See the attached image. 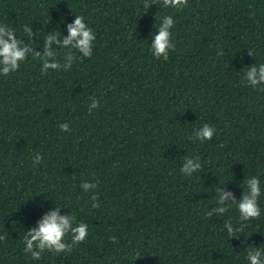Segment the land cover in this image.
<instances>
[{
  "label": "trees",
  "instance_id": "trees-1",
  "mask_svg": "<svg viewBox=\"0 0 264 264\" xmlns=\"http://www.w3.org/2000/svg\"><path fill=\"white\" fill-rule=\"evenodd\" d=\"M149 2L157 5L0 0V24L22 43L31 27L35 51L50 31L66 37L75 15L96 36L92 57L70 71L42 75L29 56L0 74V264H249L246 248L264 246V86L242 81L244 68L264 63V0H189L183 10ZM168 15L176 47L157 60L152 37ZM90 97L100 104L91 114ZM205 123L212 140H189ZM186 157H199L202 171L183 175ZM251 177L260 179L261 216L231 239L224 225L239 226L237 207L206 214L218 206L216 187L239 201ZM84 181L97 187L84 193ZM55 206L86 223L88 237L71 253L33 260L24 235Z\"/></svg>",
  "mask_w": 264,
  "mask_h": 264
},
{
  "label": "clouds",
  "instance_id": "clouds-1",
  "mask_svg": "<svg viewBox=\"0 0 264 264\" xmlns=\"http://www.w3.org/2000/svg\"><path fill=\"white\" fill-rule=\"evenodd\" d=\"M189 0H162L163 7L183 10L188 7ZM156 3H150L145 0L144 7H149ZM157 5V4H156ZM63 23V20L61 21ZM175 27L173 17L171 15L163 17L162 23L157 29V33L153 35L150 46L153 57L157 60L167 61L169 52L175 51L176 45L172 42V29ZM24 32L27 34V43H22L15 33V30L6 24H0V74L8 76L16 72L22 62L29 56L41 61V74H46L49 70L70 71L74 63L81 58H91L93 55V42L96 36L84 20L83 16L75 15L73 23L67 25V36H63L60 32L53 30L48 32L43 37L42 48L43 52L35 51L36 45L33 43L34 33L31 27L25 26ZM37 36V33L35 34ZM38 47V46H37ZM59 49H69L64 54L63 63L58 61ZM75 50V52L71 51ZM78 52L80 57L75 53ZM218 52V55H222ZM248 54L253 56V52L249 49ZM243 63V61H242ZM242 81H246L248 86L254 89L257 86H264V63L253 65L243 69ZM264 92V87L259 88ZM89 114L93 110L100 107L99 101L95 97H90ZM62 132H69V124H60ZM216 129L207 123L203 124L198 130H195L194 135L189 137L193 142L211 141ZM42 156L37 153L33 158V166L40 164ZM181 173L187 177H191L194 173L202 171V164L199 157H186L180 169ZM246 184L247 190L243 191L242 198L237 201L235 196L230 191H224V187H216L215 194L218 197V206L211 208L207 212L208 217L213 215L221 216L229 211L232 205L237 207L239 213V226L234 227L231 219L225 222L224 227L227 229V234L231 239H238V233L243 232L244 222L258 219L261 216V209L258 203L261 196V186L259 177H251L243 181ZM84 193H88L97 187L96 183L87 181L81 182L79 185ZM92 208L100 207L98 196L92 194L90 196ZM61 207L55 206L52 211L47 212L41 220L38 221L35 227H32L26 232L23 238L25 255L31 254L33 260H40L45 252L59 256L62 253H71L73 249L85 242L88 237V225L80 222L76 223L75 216L61 215ZM71 235V243L65 242V236ZM7 233L0 235V242L5 241ZM112 244L117 243V238L112 236L109 238ZM246 244V241L243 242ZM246 259L249 264H264V246L247 247ZM139 253H137L138 259Z\"/></svg>",
  "mask_w": 264,
  "mask_h": 264
}]
</instances>
